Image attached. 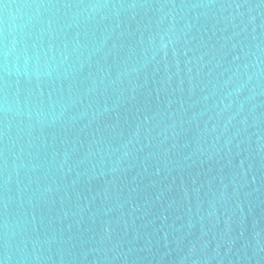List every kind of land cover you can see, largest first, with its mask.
Here are the masks:
<instances>
[{
    "label": "water",
    "instance_id": "water-1",
    "mask_svg": "<svg viewBox=\"0 0 264 264\" xmlns=\"http://www.w3.org/2000/svg\"><path fill=\"white\" fill-rule=\"evenodd\" d=\"M0 264H264V0H0Z\"/></svg>",
    "mask_w": 264,
    "mask_h": 264
}]
</instances>
